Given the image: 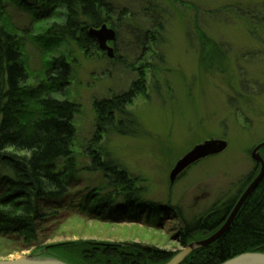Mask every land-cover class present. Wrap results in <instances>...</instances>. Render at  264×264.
Returning a JSON list of instances; mask_svg holds the SVG:
<instances>
[{"label": "rangeland", "instance_id": "rangeland-1", "mask_svg": "<svg viewBox=\"0 0 264 264\" xmlns=\"http://www.w3.org/2000/svg\"><path fill=\"white\" fill-rule=\"evenodd\" d=\"M107 1L114 9L110 24H104L116 34L108 44L113 59L95 40L86 53L67 38L48 35V23H35L7 4L6 20L22 46L27 86L45 80L46 63L53 58L72 65L67 97L56 96L79 106L72 152L80 173L78 187L69 189L70 199L107 185L101 173L86 171L90 153L97 151L134 180L147 214L170 205L182 215H141L139 223L111 225L68 214L45 234L43 248L5 255L7 247L0 241V260L51 258L46 247L70 242L145 245L176 255L184 249L177 239L184 221H204L214 205L237 200L259 174L251 152L264 142V0ZM154 29L158 39L145 52L135 34ZM197 30L221 50L212 64L202 62L206 52L199 50ZM142 70L145 92L126 107L123 118L129 134L110 130L95 143L94 102L126 92ZM210 138L227 140V150L192 166L170 186L175 162Z\"/></svg>", "mask_w": 264, "mask_h": 264}, {"label": "trees", "instance_id": "trees-1", "mask_svg": "<svg viewBox=\"0 0 264 264\" xmlns=\"http://www.w3.org/2000/svg\"><path fill=\"white\" fill-rule=\"evenodd\" d=\"M7 4L28 13L35 23H48V35L67 38L86 53L96 46L88 31L110 24L114 10L107 0H0V241L7 247L5 255L43 248L45 234H51L68 214L111 225L139 223L143 215L180 218L181 210L170 205L147 214L134 180L116 165L103 161L97 151L90 153L91 164L86 171L101 173L107 185L70 199L69 189L78 187L80 173L72 152L79 106L56 96L67 97L72 65L63 57L53 58L46 63L45 80L28 87L22 46L6 20ZM124 12L120 11L118 21ZM152 32L135 34L136 43L144 45L143 51L158 39V31ZM196 34L201 54L206 52L202 62L212 64L221 50L200 31ZM143 72L126 92L94 102L95 143L110 130L129 134L123 118L126 107L145 92ZM261 156L264 161V148ZM235 200L214 205L204 221H184L177 234L179 243L185 248L212 235L225 222ZM46 248L68 264H166L175 256L145 245L70 242ZM248 252L264 253V176L228 231L181 264H221Z\"/></svg>", "mask_w": 264, "mask_h": 264}, {"label": "water", "instance_id": "water-1", "mask_svg": "<svg viewBox=\"0 0 264 264\" xmlns=\"http://www.w3.org/2000/svg\"><path fill=\"white\" fill-rule=\"evenodd\" d=\"M89 36L93 38L97 47L100 51L107 54L106 57L109 59L114 58L113 48L108 44H113L116 40V34L112 29H109L106 25H102L98 29H90L88 31ZM228 142L225 139L220 138H210L204 140L195 146H193L186 154L180 157L172 167L169 173V184L172 186L177 179H179L183 174L186 173L188 169L197 163L204 161L210 157L218 156L223 154L228 148ZM264 148V142L259 144L251 152V159L259 165V174L253 179V181L247 186L244 192L238 197V201L233 206L230 214L226 218L222 226L217 229L209 237L189 243L180 253L176 255L166 264H181L183 263L193 252L203 249L214 242L218 241L230 228L232 222L238 215L240 209L246 202L248 196H250L257 185L261 182L264 176V161L260 154V150ZM47 248L44 249L46 251ZM0 264H68L55 257L51 258H39L28 256L17 260H0ZM221 264H264V253L259 252H248L234 256Z\"/></svg>", "mask_w": 264, "mask_h": 264}, {"label": "flooded vegetation", "instance_id": "flooded-vegetation-1", "mask_svg": "<svg viewBox=\"0 0 264 264\" xmlns=\"http://www.w3.org/2000/svg\"><path fill=\"white\" fill-rule=\"evenodd\" d=\"M240 196H241V195H240ZM240 196H239V197H240ZM237 198H238V197H237ZM238 199H239V198H238ZM238 199H237V200H235V201L233 202V206H234V205H235V203L238 201Z\"/></svg>", "mask_w": 264, "mask_h": 264}]
</instances>
